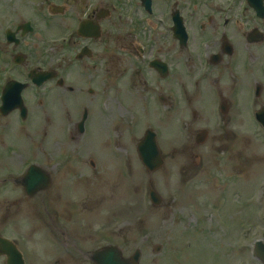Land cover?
<instances>
[{
    "label": "rangeland",
    "instance_id": "374dc122",
    "mask_svg": "<svg viewBox=\"0 0 264 264\" xmlns=\"http://www.w3.org/2000/svg\"><path fill=\"white\" fill-rule=\"evenodd\" d=\"M45 11L46 0H0V39L5 27L29 17L35 19L38 29L60 34L61 30H50L42 19ZM31 38L36 57L29 68L46 67L51 57L62 53L59 50L49 56L43 38ZM0 53V82L11 76L24 79L25 66L4 70L9 54L4 57L1 42ZM127 81L126 77L125 84ZM113 94L115 109L111 114L102 110L103 130L92 141L101 151L106 144L111 145V165L104 161L100 173L95 174L83 163L72 177L68 166L61 164L52 190L34 196L26 195L16 182L27 164L36 162L53 170L62 161L57 156L80 144L79 136H72L73 128L60 104L54 108L59 115H51L54 122L49 124L48 108L39 102L41 95H28L31 112L26 120L19 112L0 115V232L4 229L24 236L35 224L38 243L30 232L24 244L28 259L34 260L29 264H53L56 259L49 256L57 254L55 246L50 250L43 241L51 240L48 226L59 210H65L63 221L78 231V237L72 234L71 239H77L86 252L92 244L114 243L126 257L140 249L139 264H263L254 255V243L264 240V128L254 115H233L228 134L221 132L215 140L210 133L205 144L198 146L188 128L181 131L179 127V121L190 120L191 115H171L170 120L164 115H142L140 108L131 109L133 103L129 105L122 88ZM114 124L119 126L116 131L112 130ZM148 128L159 132L165 156V164L153 171L145 168L137 150ZM184 143L192 150L175 152ZM85 154L79 160L89 157ZM152 186L162 197L160 204L150 201ZM8 211L10 214L4 215ZM34 244L38 246L36 253ZM70 244L68 252L60 254L63 263L54 264H92L88 255ZM48 251L51 253L46 257Z\"/></svg>",
    "mask_w": 264,
    "mask_h": 264
},
{
    "label": "flooded vegetation",
    "instance_id": "af4514ba",
    "mask_svg": "<svg viewBox=\"0 0 264 264\" xmlns=\"http://www.w3.org/2000/svg\"><path fill=\"white\" fill-rule=\"evenodd\" d=\"M42 16L50 30H61L60 34H48L47 28L38 31L33 17L3 29L0 42L4 57L9 54L4 70L16 71L21 66L25 70L24 79H2L0 105L7 84L15 79L26 83L21 91L25 103L28 95H41L39 102L48 108L49 124L54 122L51 115H59L54 108L60 104L80 144L57 156L62 161L53 170L48 168L51 183L61 164L68 166L72 177L83 163L95 174L104 161L111 165V145L101 151L92 141L101 136L100 115L113 112V91L118 93L120 88L129 105L133 103L131 109L140 108L142 115H164L166 120L171 115H191L190 120H180L179 127L181 131L188 128L198 146L205 144L210 133L215 140L221 132L228 134L233 115H264V0H46ZM32 35L43 38L49 56L62 51L48 60L49 79L41 86L28 78L32 70H42L41 65L29 68L36 57ZM9 93L17 95V87ZM27 109L30 115L31 107ZM14 112L21 115L18 107L5 115ZM112 127L114 131L119 128ZM185 150H192L188 143L179 144L175 152ZM50 153L53 157L56 150ZM84 153L89 157L79 160ZM47 214L53 217L49 210ZM29 217L33 220L32 214ZM63 219L58 212L48 226L51 240L43 241L47 247L55 246L60 258L55 263L64 261L60 254L68 252L70 243L79 248L78 240L71 239L78 231L62 223ZM30 232L38 243L35 224L24 236L16 231L0 232L13 239L6 242L22 251L27 264L33 260L28 259L24 246ZM34 249L36 253L35 244ZM9 252L8 246L0 244L3 264L8 263Z\"/></svg>",
    "mask_w": 264,
    "mask_h": 264
},
{
    "label": "water",
    "instance_id": "95a60500",
    "mask_svg": "<svg viewBox=\"0 0 264 264\" xmlns=\"http://www.w3.org/2000/svg\"><path fill=\"white\" fill-rule=\"evenodd\" d=\"M31 77L41 83L42 81L48 78L47 71H41L40 73L33 72ZM13 86L17 87V95L8 94L10 88ZM25 84L18 81H11L6 87L5 93L2 97V105L0 106V113L7 114L11 109L15 107H21L23 114L25 113V108L23 104V99L21 96V90ZM25 117L26 115H22ZM257 118L264 124V115H257ZM138 152L140 158L142 159L144 165L149 170H155L164 162L160 147L158 145L156 133L149 129L144 138L138 143ZM22 183L25 185L26 192L30 195L37 193L41 189H45L50 184V177L46 171L41 168L39 165H31L27 171V174L21 179ZM151 197L155 204L160 203L161 198L157 191L154 189L151 191ZM0 244L3 247H7L9 244L6 241L1 240ZM139 251H136L130 259L121 258V250L117 247H109L102 252H96L93 254V260L97 264H136L139 259ZM9 264H15L11 260L12 257H18V264H24L22 255L16 251V248L13 247L10 252ZM19 255V256H18ZM254 255L260 258L264 262V242L257 241L254 246ZM16 259V258H15ZM17 262V261H16Z\"/></svg>",
    "mask_w": 264,
    "mask_h": 264
}]
</instances>
